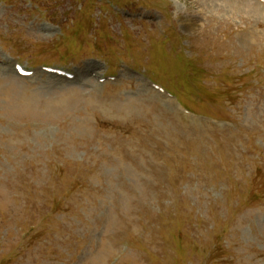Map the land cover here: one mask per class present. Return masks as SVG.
Masks as SVG:
<instances>
[{"label": "rangeland", "instance_id": "374dc122", "mask_svg": "<svg viewBox=\"0 0 264 264\" xmlns=\"http://www.w3.org/2000/svg\"><path fill=\"white\" fill-rule=\"evenodd\" d=\"M252 1L0 0V264H264Z\"/></svg>", "mask_w": 264, "mask_h": 264}, {"label": "bare ground", "instance_id": "6f19581e", "mask_svg": "<svg viewBox=\"0 0 264 264\" xmlns=\"http://www.w3.org/2000/svg\"><path fill=\"white\" fill-rule=\"evenodd\" d=\"M240 2V3H239ZM238 3H234L236 6L239 7V9L242 8V10H249V13H250V16L252 17V14L251 13H254V14H257L256 12H258V6L251 0H249V3L245 0H243V2L241 0H239ZM253 2V3H252ZM97 70H98V67L97 66H93L91 67V72L92 73H97ZM79 77V76H77ZM83 79H85V77L83 76Z\"/></svg>", "mask_w": 264, "mask_h": 264}]
</instances>
